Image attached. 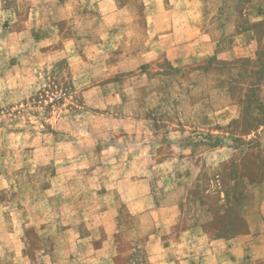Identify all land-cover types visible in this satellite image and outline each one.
Here are the masks:
<instances>
[{"label": "rangeland", "instance_id": "374dc122", "mask_svg": "<svg viewBox=\"0 0 264 264\" xmlns=\"http://www.w3.org/2000/svg\"><path fill=\"white\" fill-rule=\"evenodd\" d=\"M264 0H0V264H264Z\"/></svg>", "mask_w": 264, "mask_h": 264}, {"label": "crops", "instance_id": "0c3cea01", "mask_svg": "<svg viewBox=\"0 0 264 264\" xmlns=\"http://www.w3.org/2000/svg\"><path fill=\"white\" fill-rule=\"evenodd\" d=\"M264 205V204H263Z\"/></svg>", "mask_w": 264, "mask_h": 264}]
</instances>
